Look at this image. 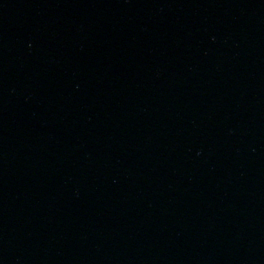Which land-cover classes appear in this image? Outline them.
Instances as JSON below:
<instances>
[{"label":"water","instance_id":"obj_1","mask_svg":"<svg viewBox=\"0 0 264 264\" xmlns=\"http://www.w3.org/2000/svg\"><path fill=\"white\" fill-rule=\"evenodd\" d=\"M0 264H264V0H0Z\"/></svg>","mask_w":264,"mask_h":264}]
</instances>
